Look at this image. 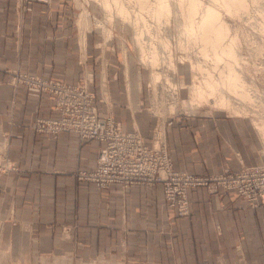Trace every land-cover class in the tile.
<instances>
[{"label": "crops", "instance_id": "crops-1", "mask_svg": "<svg viewBox=\"0 0 264 264\" xmlns=\"http://www.w3.org/2000/svg\"><path fill=\"white\" fill-rule=\"evenodd\" d=\"M27 1L0 0V66L68 83L91 74L99 111L149 141L142 83L124 67L123 56L114 58L106 49L103 60L84 21L53 22L56 13L35 2L22 12ZM51 105L47 95L0 85V160L6 155L15 167L0 171V264L39 258L67 264H264V211L243 213L228 197L211 199L197 189L190 193L191 215L171 225L155 187L134 186L122 195L75 185L71 173L94 168L98 143L80 145L73 133L35 135L33 116H55ZM174 138L169 147L177 154Z\"/></svg>", "mask_w": 264, "mask_h": 264}, {"label": "rangeland", "instance_id": "rangeland-1", "mask_svg": "<svg viewBox=\"0 0 264 264\" xmlns=\"http://www.w3.org/2000/svg\"><path fill=\"white\" fill-rule=\"evenodd\" d=\"M198 1V14L201 7L212 5L210 0ZM27 2L21 6L22 10L17 4V16L28 8L29 3L35 2L56 13L55 19H51L53 22L84 21L96 46L95 53L98 51L103 60L106 49L108 53H114V58L123 56L124 67H130L131 76L135 72L142 83L140 106L150 137L147 142L142 135L140 142L132 141L130 145L135 151L130 153L122 146L129 139L125 136L127 131L119 128L111 116L99 111L97 103L101 98L91 87L94 83L91 74L87 73L75 83H68L49 74L0 66V85L8 82L39 96L47 95L52 100L51 111L55 116H33L30 127L35 135L73 133L80 145L88 141L98 143L94 168L76 169L71 173L75 185L90 184L98 190H113L122 195L134 186L155 187L161 198L160 210L171 225L191 215L190 193L197 189H203L211 199L228 197L236 203L235 209L243 213L250 211L257 215L256 212L264 211V0H245L244 9L230 12L219 3L213 4L228 29L226 43L231 38L234 40L233 50L239 60L235 67L249 89L254 103L249 106L253 110L243 109L233 94L230 96L231 105L220 104L219 88L208 100L197 102L193 99V87L207 91L203 79L208 73L216 79L218 71L214 68L212 55L204 57L200 45L187 35L177 0H169L170 14L159 20L153 19L145 10H139L134 0L128 4V20H122L115 9L111 16L106 15L100 0ZM137 15H142L145 25L141 26L134 20ZM104 28L109 30V36ZM141 28L149 31L148 35L144 33L140 44L136 32ZM154 47L160 59L157 64L160 65L155 68L147 60ZM196 63L203 65L205 71L195 73L191 64ZM63 95L79 102L78 106L84 105L86 113L94 118L106 121L98 129L101 138H83L72 129L71 122L79 119L80 114L76 113L78 110L74 112L72 106L60 103ZM174 136L178 141L172 147L181 148L178 155L173 153L171 145L169 147ZM156 142L158 146L153 147ZM121 147L124 150L119 151ZM103 154L110 158L106 157L102 162ZM14 168L4 155L0 160V171ZM216 233L220 234L218 227ZM239 240L241 238H235V243ZM32 264L67 263L39 258Z\"/></svg>", "mask_w": 264, "mask_h": 264}, {"label": "bare ground", "instance_id": "bare-ground-1", "mask_svg": "<svg viewBox=\"0 0 264 264\" xmlns=\"http://www.w3.org/2000/svg\"><path fill=\"white\" fill-rule=\"evenodd\" d=\"M131 0H100L102 8L105 10V14L111 16L113 9L116 10V14L122 18V20H128L130 18L128 4ZM138 5L139 10H145L150 16L159 20L161 17H168L170 14V3L169 0H134ZM212 5L214 3H219L227 11H233L237 8L244 9L246 7L245 0H210ZM128 2V3H127ZM178 10L184 16V29L190 39L195 43L200 45V52L204 57L212 55L214 60V68L218 71L217 78L208 73L203 79L204 84L208 87L207 91L199 87H193L194 94L193 99L197 102L201 99L208 100L216 90L219 88L221 94L219 97V102L222 105H231L230 96L233 94L236 98L240 100L239 104L243 106V109L253 110V107L249 105H254L252 103V98L249 95V89L247 88L245 82L241 79L239 72L236 70L235 65L238 63V57L233 50V38H231L227 43L226 39L228 37V29L225 27V22L221 20L219 12L214 7V5H206L201 7V12H199L200 2L198 0H177ZM200 15L199 19L196 16ZM134 20L141 23V26L146 24L145 19L142 15H137ZM133 24H135L133 22ZM136 28V27H135ZM137 30V29H136ZM148 28L143 31L141 28L136 32V39L141 44L142 37L144 33H148ZM264 32V27L262 28ZM148 35V34H147ZM150 38V37H149ZM147 37V40H149ZM135 39V41H136ZM142 47V48H141ZM140 49L144 51L143 46L140 45ZM148 63L151 67H154L160 62L157 50L154 49L150 52L147 58ZM160 65V64H159ZM157 65V66H159ZM192 68L195 69V73L204 72L205 67L199 63L191 64ZM230 94V95H229ZM60 103L67 104L68 101L61 100ZM256 105V104H255ZM257 106V105H256ZM234 107V106H233ZM238 108V106H236ZM247 107V108H246ZM173 109V106H172ZM105 120L95 118L91 122L92 127L102 128L105 124ZM110 124L111 121H108ZM264 124V123H263ZM120 128V126L116 123ZM264 128V125H262ZM264 130V129H263ZM123 132V131H122ZM125 133V132H123ZM122 133V134H123ZM129 137L122 144L123 148L130 153L135 151L130 144L132 141L140 142V137L137 133L127 132ZM131 142V143H129ZM122 147L119 151L124 150ZM156 151L158 150L155 148ZM146 151V150H142ZM118 153V152H117ZM110 158V156H107Z\"/></svg>", "mask_w": 264, "mask_h": 264}, {"label": "built area", "instance_id": "built-area-1", "mask_svg": "<svg viewBox=\"0 0 264 264\" xmlns=\"http://www.w3.org/2000/svg\"><path fill=\"white\" fill-rule=\"evenodd\" d=\"M68 93H73L71 90H66ZM67 100L68 103L66 106H72L74 108V112L77 111V114H80L79 119L72 121V129L75 130L77 133L80 134L83 138H92V137H99L101 138L102 135L98 133V129L96 127H92L90 124L95 119L92 115L89 113H86V107L84 105L78 106L77 101L69 99V95H63L61 96V100ZM107 157V154H103L101 156V161H105Z\"/></svg>", "mask_w": 264, "mask_h": 264}]
</instances>
